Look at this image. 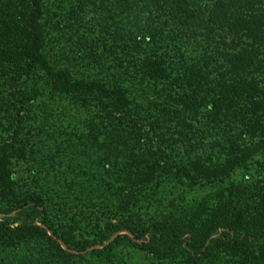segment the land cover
<instances>
[{"label": "trees", "instance_id": "1", "mask_svg": "<svg viewBox=\"0 0 264 264\" xmlns=\"http://www.w3.org/2000/svg\"><path fill=\"white\" fill-rule=\"evenodd\" d=\"M108 1L174 33L126 80L56 67L43 0H0V73L40 70L63 104L25 120L37 88L0 96L21 132L0 142V264H264V184L161 200L175 177H229L264 155V0ZM188 35L203 45L181 50ZM209 139L223 164L196 152Z\"/></svg>", "mask_w": 264, "mask_h": 264}, {"label": "rangeland", "instance_id": "2", "mask_svg": "<svg viewBox=\"0 0 264 264\" xmlns=\"http://www.w3.org/2000/svg\"><path fill=\"white\" fill-rule=\"evenodd\" d=\"M103 2L104 5L100 0H43L44 16L41 25L45 30L44 51L53 65L66 66L77 77L111 81L110 77L114 76V79L120 77L118 79L126 80L129 73L143 63L151 48L155 50L159 46L162 47L160 51H167L173 47L174 33L163 28L159 19L148 25L145 19H136L133 11L124 5L116 7L108 0ZM205 6V9L208 8V4ZM104 7H109L117 16H111ZM2 27L0 21V30ZM1 36L0 33V39ZM182 41L181 50L190 51L203 45L201 39L191 35L185 36ZM47 88L48 82L40 70L31 73L9 70L5 74L0 73V96L9 98L13 105L16 97L34 96V89L39 92L36 101H28L22 109L21 116L25 120L29 118L28 112H34L36 104L40 110H53L55 114L58 113L55 109L62 108L63 104L53 99L51 96L55 95L48 94ZM14 108L18 110L17 103ZM15 109L10 114H0L2 144L13 146L16 132H20L17 120V125L14 123ZM202 143L196 152L202 153L204 158L210 156L212 165L224 163L223 157L215 150L217 148H211L210 139ZM12 161L15 163L14 159ZM231 179L264 184V155L254 154L245 166L234 169L229 177L187 181L175 177L176 181L162 193L161 200L163 204L177 200L181 204L193 206L203 197L210 199L216 189L228 185Z\"/></svg>", "mask_w": 264, "mask_h": 264}]
</instances>
